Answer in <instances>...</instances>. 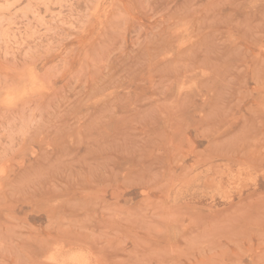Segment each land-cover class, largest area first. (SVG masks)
Instances as JSON below:
<instances>
[{
    "label": "rangeland",
    "instance_id": "1",
    "mask_svg": "<svg viewBox=\"0 0 264 264\" xmlns=\"http://www.w3.org/2000/svg\"><path fill=\"white\" fill-rule=\"evenodd\" d=\"M0 264H264V0H0Z\"/></svg>",
    "mask_w": 264,
    "mask_h": 264
}]
</instances>
